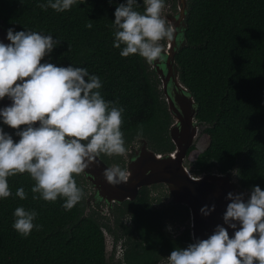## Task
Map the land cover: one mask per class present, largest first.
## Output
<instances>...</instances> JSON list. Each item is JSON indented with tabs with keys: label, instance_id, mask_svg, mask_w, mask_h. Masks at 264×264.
Wrapping results in <instances>:
<instances>
[{
	"label": "trees",
	"instance_id": "1",
	"mask_svg": "<svg viewBox=\"0 0 264 264\" xmlns=\"http://www.w3.org/2000/svg\"><path fill=\"white\" fill-rule=\"evenodd\" d=\"M41 3L47 0H0V19L15 32L35 31L60 41L42 63L83 67L100 78L104 99L124 108L121 130L127 150L145 137L153 150L170 151L171 118L161 80L145 59L122 57V49L113 47L114 13L126 0H77L64 12L42 10L37 6ZM135 10L144 11V0H137ZM174 12L177 0H165L163 15ZM187 25V45L176 62L181 81L199 104L197 119L207 126L204 148L197 143L188 158L201 173L214 168L233 172L250 196L254 186L264 190V0H189ZM0 128L18 142L16 133L24 126L12 129L0 117ZM99 157L121 168L125 164L123 156ZM74 178L85 191L83 174ZM8 184L12 195L0 199V264H106L103 232L92 214L85 213L86 196L66 210L64 198L33 199L35 181L27 172L9 177ZM21 187L24 200L16 196ZM128 204L152 249L165 254L193 243L188 231L170 239L163 220L159 236L151 235L158 227L153 226L156 210L146 189ZM21 206L34 210L33 223L41 226L27 237L12 227L13 213ZM186 209L179 205L169 212L183 215Z\"/></svg>",
	"mask_w": 264,
	"mask_h": 264
},
{
	"label": "clouds",
	"instance_id": "2",
	"mask_svg": "<svg viewBox=\"0 0 264 264\" xmlns=\"http://www.w3.org/2000/svg\"><path fill=\"white\" fill-rule=\"evenodd\" d=\"M76 3L47 0L37 6L64 12ZM135 6L137 0H126L116 8L113 47L122 49V57L139 55L149 64L165 62L168 56L161 42L175 41L179 46L182 31L163 15L165 0H144L142 13ZM7 39L9 44L0 42V100L8 97L12 104L0 109V117L12 129L24 128L16 133L18 142L0 128V199L12 195L8 178L27 172L35 181L33 199L55 202L64 198L62 207L71 210L84 197L74 177L101 154L126 155L121 130L124 108L104 99L100 78L86 68L42 63L60 43L52 35L10 28ZM103 176L109 184L117 185L126 183L130 173L117 164L106 168ZM16 196L26 199L23 187L17 189ZM227 199L231 203L223 220L235 230L234 235L230 238L228 230L217 225L207 239L173 250L169 264H264V190L254 186L247 201L243 193L230 192ZM214 208L205 206L201 211L208 215ZM13 215L12 227L22 237L41 228L33 223L37 217L34 210L21 206Z\"/></svg>",
	"mask_w": 264,
	"mask_h": 264
},
{
	"label": "water",
	"instance_id": "3",
	"mask_svg": "<svg viewBox=\"0 0 264 264\" xmlns=\"http://www.w3.org/2000/svg\"><path fill=\"white\" fill-rule=\"evenodd\" d=\"M189 0H177V12L164 14L169 23L183 33V41L177 46L175 41L166 42L165 49L168 59L161 63H151L153 71L161 80L168 112L173 119L169 128V136L175 145V150L168 154H160L151 149L146 138L138 140L140 146L133 143L125 156L128 157L127 170L129 180L117 185L109 184L103 173L111 167L99 156L92 161L82 173L85 180L95 189L88 202H105L108 210L113 212L115 204L121 205L126 201H134L144 187L155 184L165 185L169 190L174 204L186 206L190 212V233L193 243L196 240L207 239L217 225L225 227L230 238L234 229L224 224L223 216L227 205L228 193L244 194L247 201L249 194L242 190L233 172L221 173L217 168L208 172L196 174L194 165L188 160V152L194 147L207 126L197 119L199 104L195 101L190 89L180 79L176 56L187 45V17ZM8 28L0 19V42L9 44ZM12 101L5 97L0 100V109L11 106ZM2 118V117H1ZM38 126V124L36 125ZM137 157H139L137 159ZM113 166V165H112ZM208 215L202 209H212Z\"/></svg>",
	"mask_w": 264,
	"mask_h": 264
},
{
	"label": "flooded vegetation",
	"instance_id": "4",
	"mask_svg": "<svg viewBox=\"0 0 264 264\" xmlns=\"http://www.w3.org/2000/svg\"><path fill=\"white\" fill-rule=\"evenodd\" d=\"M173 122L174 121L171 118L170 126L173 124ZM169 128L168 137L171 142V150L160 154H168L175 150V145L169 136ZM144 138L145 137H141L138 140ZM135 146L139 147L140 141L138 142V145ZM123 157L125 158V164L122 166V168L127 169L128 157L125 155ZM107 164L109 166L115 165L112 163ZM192 164L194 165L196 174H201V172L196 169V163ZM84 188V196H86L85 204L87 205L85 208V213L87 215H89V213L92 214L91 216L97 221L103 232L104 258L106 264H169L168 256L171 253L161 254L159 249H152L148 244V238L144 237L143 225H137L134 223L133 208H131L128 204V202L133 201H126L121 205L115 204L113 212H110L104 201L98 204L93 202L89 203L88 200L95 193V189L90 184H88L87 181L86 184H84ZM143 189L147 190L148 202L156 210V212H154L155 221H153V226L158 227V229L154 228L150 231L154 238L159 236L160 220L164 221L166 234L170 237V239H179L187 231L190 233L189 210L186 209L183 215L169 212L171 207L177 208L179 205L174 204L171 199L170 192L165 185L155 184L150 187H144L140 190V192ZM164 211H166V214Z\"/></svg>",
	"mask_w": 264,
	"mask_h": 264
},
{
	"label": "rangeland",
	"instance_id": "5",
	"mask_svg": "<svg viewBox=\"0 0 264 264\" xmlns=\"http://www.w3.org/2000/svg\"><path fill=\"white\" fill-rule=\"evenodd\" d=\"M174 13H176V12H174ZM204 131H205V130H204ZM204 131H203V133H204ZM203 135H204V134L201 135V137L199 138V142H198V144H197V145H199L200 148H204V146H205V139H206V138H204V137L202 138Z\"/></svg>",
	"mask_w": 264,
	"mask_h": 264
}]
</instances>
